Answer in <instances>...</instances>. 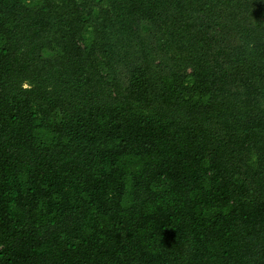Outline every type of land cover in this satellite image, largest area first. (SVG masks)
Listing matches in <instances>:
<instances>
[{
	"label": "trees",
	"instance_id": "16d2710c",
	"mask_svg": "<svg viewBox=\"0 0 264 264\" xmlns=\"http://www.w3.org/2000/svg\"><path fill=\"white\" fill-rule=\"evenodd\" d=\"M0 264H264V0H0Z\"/></svg>",
	"mask_w": 264,
	"mask_h": 264
},
{
	"label": "clouds",
	"instance_id": "9594fccd",
	"mask_svg": "<svg viewBox=\"0 0 264 264\" xmlns=\"http://www.w3.org/2000/svg\"><path fill=\"white\" fill-rule=\"evenodd\" d=\"M25 88H28L29 86L27 84L24 85Z\"/></svg>",
	"mask_w": 264,
	"mask_h": 264
}]
</instances>
